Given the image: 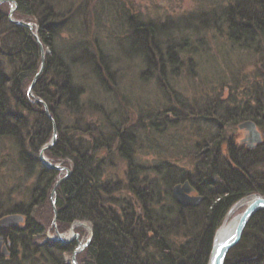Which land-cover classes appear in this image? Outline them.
<instances>
[{"label":"trees","instance_id":"trees-1","mask_svg":"<svg viewBox=\"0 0 264 264\" xmlns=\"http://www.w3.org/2000/svg\"><path fill=\"white\" fill-rule=\"evenodd\" d=\"M213 1L211 6L202 1L177 19L114 8L125 20L126 52L145 67L142 77L156 74L168 103L179 105L148 110L134 121L122 110L114 63L95 36L104 27L107 6L91 9L89 0H13V17L34 24L44 50L42 71L28 93L41 49L32 30L11 22L0 3V138L10 139L16 152L9 188L0 189V218H21L0 226L7 252L0 264H68L65 255L74 249V242L62 244L47 235L54 215L50 193L63 172L44 167L38 154L53 124L56 141L44 153L70 170L54 188L58 231L74 221L91 227L79 264H207L215 230L229 208L243 197L264 195V142L248 150L221 135L204 140L194 176L170 161L158 141L175 122L193 117L264 125L263 83L244 89L246 96L238 99L241 85L228 86L224 99L217 95L192 104L176 92L171 97L164 87L165 67L189 55L181 44L183 32L221 27L231 46L248 50L264 39V0ZM142 151L163 158L144 164L138 160ZM186 180L203 198L198 205L182 206L172 196V187ZM224 264H264V209L247 223Z\"/></svg>","mask_w":264,"mask_h":264},{"label":"rangeland","instance_id":"rangeland-1","mask_svg":"<svg viewBox=\"0 0 264 264\" xmlns=\"http://www.w3.org/2000/svg\"><path fill=\"white\" fill-rule=\"evenodd\" d=\"M202 1L208 3L210 6L214 4L213 0H89L91 9H94L98 3L99 5L107 6V10L105 9V16L107 17H104L102 24L104 27L95 36L102 50L109 55L110 60L114 63L112 69L116 71L118 76L117 84L120 90L118 92L122 93L124 97L122 101L119 99L121 107L123 111L127 112V116L131 121H134L136 118L143 120L144 114L148 110L154 112L161 111L167 105L169 107L173 106L172 108L177 110L179 105L176 100H172L170 104L168 103L165 96L166 90L164 93L156 83V74H145L142 77L141 74L145 71V67L137 56L130 54L129 51V53L126 52L125 48L127 47L128 40H126L125 20L117 16L114 8L116 7L118 10L120 8H129L131 9L130 12H141L144 16L146 15L151 18L162 19L169 16L170 18L177 19L200 6ZM0 3H4L5 8L10 11L11 3L9 1ZM113 3L117 5H112ZM13 13L11 14V18L15 19ZM32 26L34 28V24ZM183 35L186 37H183L184 39L181 41V44L186 46L189 55L179 56L177 65L170 67L167 65L164 69L166 76L164 87L169 94L171 91L176 92L180 97H184L186 102L192 104L194 101L201 102L205 98L211 100L217 95L224 99L227 96L228 91L226 88L228 86L237 88L241 85L236 93V98L238 99L246 96L243 92L244 89H247L246 91L248 92L250 87L254 88L255 83H263L264 85V39H261L256 50L254 48L248 50L231 46L226 40L221 27L195 34L186 31L183 32ZM243 76L245 77L243 78ZM92 93L93 91L90 93L91 99L93 98ZM110 96H108L109 100L113 99ZM170 96L172 97V94ZM207 115L205 116L207 117ZM223 119L207 121L204 119L198 120L193 117L192 120L186 119L175 122L172 128L168 129L164 133L165 135L163 134L158 140L162 145L161 151H168V155L165 156L170 161H174L182 166L187 175L194 174L196 176L194 168L204 157L202 156L204 140L218 138V135H221L223 140L231 139L238 146L241 143L243 145L247 143V141L241 142L247 135L245 129L239 128V124L242 121L241 123L238 122L230 125V121L227 118ZM220 123L227 125L220 126ZM258 129L264 135V125H258ZM198 133L203 138L198 139ZM15 154L12 141L0 138L1 190L4 187L5 189L9 188L6 185L10 183L8 180L10 173H14V163L12 160H14ZM161 158H163V155L142 151L138 160L144 164L152 165ZM49 161L53 163L51 160ZM57 165L62 166L61 164ZM203 172L204 170H202V174ZM3 174H5V177ZM4 206L8 208L10 203L7 202ZM243 209L244 207H240L230 214L228 210L218 228L224 224V221L229 220ZM52 220L53 217H51L47 235L52 237L55 233H64L68 236L70 232H75L77 239L74 241V249L77 247L78 242L83 243L90 234V224L87 222L84 225L73 222L72 229L64 227L66 231L62 232L58 231L56 222L54 224ZM83 250L84 248L76 254L77 263L79 262L78 256H80ZM72 252L65 255V260L68 264H71Z\"/></svg>","mask_w":264,"mask_h":264},{"label":"water","instance_id":"water-1","mask_svg":"<svg viewBox=\"0 0 264 264\" xmlns=\"http://www.w3.org/2000/svg\"><path fill=\"white\" fill-rule=\"evenodd\" d=\"M5 1H9L11 3V9L9 11V20L13 23L32 28V23L30 22H26L24 20H15L11 18V14L13 13L15 9L16 4L13 2V0H0V2H5ZM33 35L37 40V35L35 33H33ZM38 44L41 49L42 60H41V65H40L39 70L34 75L27 89L29 93L31 92L34 86L37 77L40 75L42 71L43 51H42L41 44L39 42ZM43 105H44V109H45L47 116L50 117L47 107L45 106L44 103ZM239 128H243L246 130L247 135L244 141H247L249 147H253L254 145H256L257 143L261 141V136L259 132L256 130L255 124L252 121H248V120L243 121L241 124H239ZM56 135H57L56 127L53 124V133H52V137L49 143L44 145L39 151V159L45 167L50 168V169H57V170L64 169L65 171L64 176H62L60 179L56 181L54 187H56L70 173L69 169H66L57 164L51 163L44 155V151L55 143ZM171 191H172V195L174 199L176 200V202L182 206H194L200 203L202 200L201 196L192 194L195 191V189L188 180L175 184L172 187ZM50 199H51L53 211L55 212L54 188L50 193ZM260 209H264V196L260 194H253L250 196V200L247 202L245 209L234 217L233 222L231 223L233 226L230 232L225 234L223 237H219L217 233H218V229L220 230L222 228V225L216 230L213 236V241H212L211 249L208 255L207 264H224V260L226 258L227 253L239 241L241 234L244 228L246 227L247 223L249 222L250 218ZM55 221H56V213H55V216L52 222L55 224ZM14 223L15 221L13 220L12 216H8V217H4L0 219V225H6V224L12 225ZM89 230L91 231L90 228ZM76 237H77L76 233H71V235H69L68 237L62 234H58L55 238L59 242L65 244V243H69L73 241ZM89 240H90V236L86 239L84 243L78 242L77 248L72 253L71 264H78L76 260V254L81 249L87 246V244L89 243ZM5 253H6V247L2 246V241L0 240V254L4 255Z\"/></svg>","mask_w":264,"mask_h":264},{"label":"bare ground","instance_id":"bare-ground-1","mask_svg":"<svg viewBox=\"0 0 264 264\" xmlns=\"http://www.w3.org/2000/svg\"><path fill=\"white\" fill-rule=\"evenodd\" d=\"M248 121H252L254 124H255V128H256V130L259 132V134H260V136H261V141L259 142V143H257L256 145H254L253 147H249L248 146V143H246L245 145H243V143H241V145H239V146H242V147H244V148H246V149H248V150H253V149H255V148H257L260 144H262L263 142H264V135L260 132V130L258 129V124H257V122H255L253 119H247ZM243 122V121H242ZM239 123H241V121H239ZM246 137V136H245ZM245 137L241 140V142H244V139H245ZM254 194H259V193H254ZM196 195H199L198 193H196ZM260 195H262V194H260ZM200 196V195H199ZM264 196V195H263ZM250 200V197H248V196H246V197H243V198H241V199H239V200H237L230 208H229V214L230 213H232V212H234L236 209H238V208H240V207H244V209H245V207H246V205H247V202ZM202 201V200H201ZM179 204V203H178ZM199 204V203H198ZM243 209V210H244ZM242 210V211H243ZM261 210V209H260ZM241 211V212H242ZM259 211V210H258ZM241 212H239V213H241ZM239 213H237V214H235L233 217H231L229 220L227 219L226 221H224V224H222V228L219 230L218 228V233H217V235L219 236V237H223L225 234H227L228 232H230L231 231V229H232V222H233V219H234V217L236 216V215H238ZM12 217H13V220L14 221H17L18 222V219H16L15 217H14V215H11ZM253 217V216H252ZM251 217V218H252ZM250 218V219H251ZM250 221V220H249ZM216 229V230H217ZM216 230H215V232H216ZM244 231V230H243ZM243 233V232H242ZM241 236H242V234H241ZM240 239H241V237H240ZM239 239V240H240ZM212 241H213V239H212ZM239 242V241H238ZM237 242V243H238ZM236 243V244H237ZM235 244V245H236ZM212 245V244H211ZM234 245V246H235ZM233 246V247H234ZM232 247V248H233ZM231 248V249H232Z\"/></svg>","mask_w":264,"mask_h":264},{"label":"flooded vegetation","instance_id":"flooded-vegetation-1","mask_svg":"<svg viewBox=\"0 0 264 264\" xmlns=\"http://www.w3.org/2000/svg\"><path fill=\"white\" fill-rule=\"evenodd\" d=\"M197 192H196V190L192 193V194H196Z\"/></svg>","mask_w":264,"mask_h":264}]
</instances>
